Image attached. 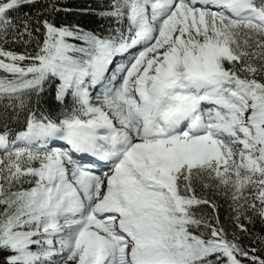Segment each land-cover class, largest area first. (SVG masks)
Wrapping results in <instances>:
<instances>
[{
	"label": "trees",
	"instance_id": "16d2710c",
	"mask_svg": "<svg viewBox=\"0 0 264 264\" xmlns=\"http://www.w3.org/2000/svg\"><path fill=\"white\" fill-rule=\"evenodd\" d=\"M123 1L0 0V133L12 137L30 119L58 121L79 114L75 99L68 98L64 104L55 100L57 68L48 65L49 53L58 37H64L72 41L66 48L74 64L89 67L101 39L115 44L127 33L130 8ZM1 14L11 18L9 26L2 24ZM247 31H236L240 42L236 51L243 48L247 55L241 56L240 62L219 59L218 63L229 77L227 85L239 89V93L228 91L233 102L253 107L256 98L264 108V38ZM86 72L85 84L91 86ZM47 161L46 152L39 150H15L4 156L0 166V241L7 235L35 238L41 215L32 211L29 201L42 191ZM177 170L179 178L169 187L170 200L178 207L188 204L194 245L193 252L184 257L215 264L217 254L230 252L239 264H264V199L251 200L245 196L247 188H234L207 173L195 172L193 181L186 182L185 168ZM253 182L247 187L259 185ZM213 230L217 237L212 236ZM23 245L24 256L31 262L35 246L30 242ZM11 253L7 246H0V264H20L7 260Z\"/></svg>",
	"mask_w": 264,
	"mask_h": 264
},
{
	"label": "rangeland",
	"instance_id": "374dc122",
	"mask_svg": "<svg viewBox=\"0 0 264 264\" xmlns=\"http://www.w3.org/2000/svg\"><path fill=\"white\" fill-rule=\"evenodd\" d=\"M134 1L138 2L139 0ZM134 1L132 2V5L136 6ZM149 10L152 12V7H149ZM212 10H201L187 7L183 2H181V0H176L174 9L168 12L164 18L156 22L148 21L150 17L147 16V9L146 15L140 13L139 11H134L132 16V24L135 27V31L138 32V30H140V28L144 26L146 22H148L151 26V29H155L156 34L153 36L149 44L136 48L138 51L136 56L132 58V60L128 64L125 65V68L123 69L121 74L116 75V77L119 78L118 84L122 88L121 90L130 95V90H132V88L134 87L136 81L138 80V77L140 76V72L144 69V67L150 63L158 66L160 65L161 67L163 65L162 62L165 59V56L169 54V52H179V54L185 61L188 71L193 76L204 75L203 69H205L206 71L207 69L203 64L208 65L210 69H212L210 60L212 58V50L214 48H220L221 46H224L223 48H226L228 50L229 48H231L230 44L233 43V34H229V31L227 29L228 22L232 23V25H235L243 21L242 19H235L228 16L218 17L216 16V14H213ZM244 23L249 24V22L246 20L244 21ZM71 43L72 41L69 39L58 37L57 42L54 43V49L49 53L48 65L53 68H62L70 76L72 81L77 82L81 86L85 81L86 71L82 67H80L78 63L74 64V58L67 53L66 47ZM223 48H220V53ZM226 49H223L224 52H228ZM196 53H198L202 58L200 63H197L195 60ZM228 54V56H224L230 58L231 53L228 52ZM59 56L63 57V63L58 62ZM132 97L134 98V96ZM212 97L213 96H208L207 98L212 100L214 99ZM94 99L98 100L100 98H96L95 96ZM185 99L186 101H193L188 97H185ZM88 102L89 99L86 101V106L88 108H91ZM129 102L130 100H128L127 104H121L119 101H116L115 98L109 97V95H107L105 100L100 103V105L106 110L107 115H112V117L110 116L111 119L116 124H118L119 127L126 133L127 140L133 148L132 153H130L133 154L134 157H137L139 155L142 156L143 153L134 149H137V143L144 142L145 132L144 128L142 130V122H140L137 118V114H139L137 111L138 107L135 109V105L132 102ZM176 106L177 105H175L174 107V105L172 104L170 107H167L168 113H174V108L176 109ZM243 116L246 118L247 122H250V124H255L257 120L252 110H245L243 112ZM123 119L125 122H128L130 120L132 122L127 124L123 122ZM202 119L204 126H206V124H208L209 122V119L207 116H205L204 112L202 114ZM189 121L190 119H188L187 124L183 125V128L185 129H183L182 132L177 133L173 137V139H170V146H177V152L173 150L174 148H171L172 151H169V148H167L166 146V149L161 152H155L151 155V153L149 152L153 151H146L147 154H150L148 155V157H138L137 159H134L135 161H140V163L136 164L137 170L134 169L132 171L130 175L131 181L128 182V188L126 190L131 204L135 208L139 209L140 212L144 213L147 207L156 208V213L154 211L150 212V233L147 239V245L155 248L168 260H171L172 257V245L168 242V239L161 232L170 229H173L177 232L179 231V236L175 239L174 245L180 246L182 242L183 245L187 248L190 247V243L186 238L187 234H183V230L186 229L185 222H180L173 217V213H175V211L173 210L172 206L167 203L168 196L164 193L163 189H160L157 186L159 183L164 185L166 174L172 168V166L169 164L172 158L170 156V153L176 154L175 160H179L182 163L192 164L195 162H203L206 160L208 162H215L213 166L217 167V169H222L229 174L232 173L230 170V151L235 150V148L232 146L231 141L222 143L219 140H215L208 136H205V138L208 140L209 147L193 150L184 143L187 142L185 140H188L192 136V131L190 130V128L192 127L189 125ZM194 140L195 138L191 137L190 142H193ZM165 141L166 139L164 140V143ZM217 141L219 143H216ZM223 141L226 142L225 139H223ZM260 143L261 142H255V144L251 143L247 145V148L251 147L252 145L254 146L250 155L253 154L255 157L260 156V152H262L261 148L264 149L263 143H261V145ZM141 146L143 145H140V147ZM237 147L238 146H236V149ZM238 151H240V147L237 149V154ZM235 153L236 150L233 151L232 156H236ZM150 157L153 158L152 166L145 165ZM155 161H157L159 165ZM261 161L264 166V159H261ZM263 166L260 169L257 168L256 172L252 171L249 177H246V182L243 181L242 174L241 177L233 180L234 182L232 181V184L236 188H247L248 191L246 192L245 196L250 198L251 200L259 198L264 199V193L262 192V188H264ZM138 171L139 173L143 172V174L146 171L149 172L150 183L147 184H153V182H155L153 181V179L155 180V177L161 178L159 179L161 182H159L157 185L153 184L154 187L152 188L150 185L148 186L143 181L141 175L138 176V174L136 173ZM158 171L160 172V174L158 173ZM225 175L226 173H223V175L221 176L224 177ZM250 180L259 182V187L251 186L248 188L246 184L247 182H250ZM81 190L82 195L88 200H92L93 198L95 199L96 193H99V195L97 196L101 195L100 192H97L98 187L96 189V187L94 186H86L85 188L82 187ZM64 192L65 190L60 183L57 184L54 183V180H51L49 187L46 189V193L35 200L33 204L36 208H42L43 206L46 207L49 204L47 203L48 201L52 202V200L55 198H58V200L59 198L61 199ZM241 196L243 195L241 194ZM61 203H63V201L58 202V204ZM187 206L188 205L185 204L182 210H186ZM51 211V209L47 210L46 208L45 224L40 227V232L42 233V235L38 237L42 245L37 246V254L40 256L41 260L38 263L35 260L34 264H80L84 258L83 256H85L86 254V250L88 247L86 245V241H83V238L86 235H84L83 237H81L80 235L76 236V231L79 232V229L70 230L69 228L71 224L73 225V223L69 222L68 224H66V227H63L62 231L60 232L64 239L61 243H58L59 237H55L52 233L53 231H50L48 233L45 232V226L48 225L49 222L48 212ZM155 227H159V230L162 228V231L160 232L155 230ZM91 231L97 232L99 234H107L109 232L107 226L96 227V229L92 228ZM213 233L215 236L218 235L216 232ZM47 234L50 235L49 238L47 237ZM115 244L116 249H119V261L127 262L129 247H125V245H123L122 243ZM40 250L42 251L40 252ZM50 251H52L51 253H54L55 255L51 256L53 259L52 262L49 261L51 259ZM218 257L220 259V264H238L230 253H227L226 255L219 254ZM112 260L113 258L111 259V261Z\"/></svg>",
	"mask_w": 264,
	"mask_h": 264
},
{
	"label": "bare ground",
	"instance_id": "6f19581e",
	"mask_svg": "<svg viewBox=\"0 0 264 264\" xmlns=\"http://www.w3.org/2000/svg\"><path fill=\"white\" fill-rule=\"evenodd\" d=\"M217 2V1H216ZM163 4L162 5H160V6H158V11L159 12H161L160 14H165V12H167V3H166V1L164 0L163 2H162ZM237 9L239 10V11H243V13H246V11H248V9H246V10H243L242 9V6L246 3V1L245 0H238L237 1ZM105 49V46H103V50ZM229 52V51H228ZM228 52H224V50L222 49L221 50V54H223V55H226V56H228L229 54H228ZM228 54V55H227ZM175 56H170V57H168L167 59H166V66H165V69H164V72H169L171 69L170 68H172L171 66H172V62H174L175 61ZM146 74V71H144L143 72V74H142V79L140 80V82L138 83V85L136 86V91H137V93L141 96L142 94H143V89L145 88V86H144V83H145V78H144V75ZM204 84H207V85H209V83L210 82H208V81H202ZM159 87L160 88H163V85L162 84H159ZM64 91H65V89H62V94L64 93ZM61 94V95H62ZM212 98H215V96L214 97H212ZM144 111H145V118H147V112H148V108H147V106L145 105L144 106ZM109 120H110V118H108ZM165 123H166V125H167V127H169V126H174V123H173V119H166V121H165ZM200 125L201 124H195V125H193L192 126V128L193 129H196V130H199L200 128ZM151 127V126H150ZM51 129V125H47V124H39V125H33L32 127H31V130H30V132H34V131H40V132H44V131H47V130H50ZM0 141H1V138H0ZM113 149H114V151L117 153V156H116V158H118L119 157V154H120V146L119 145H114L113 147H112ZM141 149H144V147L143 146H141L140 147ZM84 149V148H83ZM107 154L109 155L110 154V152H107ZM116 158H115V160H116ZM112 157H111V159H109V161H111V163H113V161H115ZM108 166H111V164H109ZM102 169H104L103 167H101ZM110 169V168H109ZM109 169H107V170H109ZM102 171H104V170H102ZM102 171H101V173H102ZM96 172V174H98L99 173V171H95ZM109 171H107L106 173H108ZM101 179L103 180V181H105V176L104 175H102V177H101ZM112 190V187L111 188H109L108 190H107V192H109V191H111ZM108 203V202H110L112 205H114L115 204V199L113 200V199H111V195H107V199L102 203V204H105V203ZM104 215H108V214H106V213H103L102 214V216H104ZM108 219H110V218H108ZM91 221H93V220H91ZM123 223H127L128 222V220H126V218H124L123 220ZM91 228H92V223H88V225H87V228L84 230V232L85 231H87V230H91ZM129 241V243L130 242H132L133 240H131V239H129L128 240ZM135 254V253H134ZM136 255V254H135ZM144 259L145 260H147V257L145 256L144 257ZM84 262H85V258H83V260H82V262L80 263V264H84Z\"/></svg>",
	"mask_w": 264,
	"mask_h": 264
}]
</instances>
